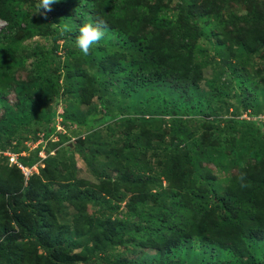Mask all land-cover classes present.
<instances>
[{
  "label": "trees",
  "instance_id": "1",
  "mask_svg": "<svg viewBox=\"0 0 264 264\" xmlns=\"http://www.w3.org/2000/svg\"><path fill=\"white\" fill-rule=\"evenodd\" d=\"M37 3L0 0V89L16 99L0 118V212L14 227L0 225V264H264V76L246 69L264 51V3L245 0L249 11L227 18L224 0H57L43 17L30 13ZM101 21L105 36L85 56L75 36ZM8 31L33 45H2ZM17 68L25 79L12 82ZM57 102L65 126L98 108L92 122L110 125L75 145L61 138L24 180L5 153L21 152L18 128L34 112L36 132L53 134ZM73 155L96 183L75 177ZM34 160L16 162L36 169ZM201 163L235 173L222 184ZM161 179L170 191L152 192ZM17 242L39 249L38 260L13 251Z\"/></svg>",
  "mask_w": 264,
  "mask_h": 264
},
{
  "label": "rangeland",
  "instance_id": "2",
  "mask_svg": "<svg viewBox=\"0 0 264 264\" xmlns=\"http://www.w3.org/2000/svg\"><path fill=\"white\" fill-rule=\"evenodd\" d=\"M35 1L37 0H29L30 4H33ZM225 1V9L222 12V15L224 17H230L231 15H236V16H240L243 15L244 13H246L247 11H249V9L246 6V4H244L243 2L245 0H224ZM253 2L254 5H256L257 7H259L262 3H264V0H249V3ZM23 9V8H22ZM36 10H31L30 9V13L33 14L35 13ZM47 14H49V12H47ZM41 17H43V15H41ZM233 24L232 26H228L225 28V30L227 31H232L234 28ZM240 26H243L242 24H240ZM4 27V23L0 22V30ZM8 37L3 40L2 45L5 44H12L14 45L17 49L21 46L23 48H29L33 45V42L28 41L26 39H23V34L21 31H15L13 33H11L10 31H8L7 33ZM31 60H28L27 62H25L24 67L27 68V66L29 67ZM52 66H56L55 64H51ZM210 67L208 65L204 66V68L202 69V75L200 80H198V82L196 83V87L199 90L205 91L207 86L205 84V82L208 80V78L211 75V70L209 69ZM247 71L250 73H260L262 76H264V51L260 53V55L258 57H256V61L255 62H251V66H249L248 68H246ZM92 73V72H91ZM25 75H26V70L17 68L15 69L13 72L10 73V79L12 80V82H18V81H23L25 79ZM1 87V86H0ZM0 92L3 93L4 95L0 96V118H2L5 114V108L8 107L11 110H15V104H16V99H15V95L13 92H11V88H3L0 89ZM194 98V97H193ZM193 98L191 100H193ZM51 101H53V98L51 99ZM126 101V100H125ZM97 100L93 99L91 100V102L89 104H93L96 103ZM124 102V101H123ZM125 103V102H124ZM49 103H47L45 105V109L47 108ZM88 105H80L77 108L79 109V111H81V113H85V111L88 109ZM111 107H113V104H110ZM109 108V111H111L113 113V115L118 114V117L122 116L121 113H117V111L114 108ZM62 107L63 105L60 102H57L54 106L55 109V113H61L62 112ZM102 109L98 108L95 112L86 115L84 114V118L83 120L85 121L84 125H66V126H61L58 124L57 125V129L55 134H52L50 136H48L47 138H43L42 137V132H36V130H38V124H39V119L37 116V113L34 112L31 115H29L28 117L30 118V122L26 125L21 126L20 128H18V130L20 131V141H19V148L21 151L19 154H14L13 156L17 159L18 157L20 158H24L27 160H31V159H35L34 160V164L33 165H37L36 169L32 167V171H35V173H38L39 169L43 166V158L40 157H45L47 155L52 156L55 151L57 149H59L62 145V143L60 142L61 138H65L68 139V144L69 145H75L77 144V142L79 140H81L83 138V136H85L87 134L88 131L91 130H99L100 133H103V127H105V125H110V123H99V124H94L92 121H96L98 119H100V117L102 116ZM180 116L182 117H186L187 115L184 114V110H181L178 113ZM228 114V112H227ZM169 116H172V114H168ZM176 115V114H175ZM185 115V116H184ZM217 117H220V115H218ZM112 127V126H110ZM109 128V127H108ZM202 134L203 135H207L208 137L212 136V132L210 129L207 130H202ZM8 143V139L5 140ZM42 147L43 149H40L38 147ZM14 147V142L9 143V149H13ZM8 151V150H7ZM9 155H11V152H6ZM74 157V162H75V167H76V173H75V177L77 178H83L85 180H88L91 183H96V178L91 175L88 172L87 169V165H86V161H84L82 159V155H73ZM8 163V162H7ZM98 167V163H95V167ZM201 167L203 168L204 173H209L214 175L218 181L222 182V184H224L226 181H223L225 178L229 177L230 174H234L235 173V169H231L229 171V173H225V172H221L220 170H218L217 168H214L211 164H207V163H201ZM111 177H115V173L110 174ZM160 186L157 184V182L152 183V192L154 191H160L161 193H167L170 191V188L168 187V181L166 180H159ZM125 201V200H124ZM148 205H150L149 202H147ZM123 205V204H121ZM94 208L87 206L86 207V212L89 214L91 212H93ZM0 225L1 228L3 229L2 233H11V231L14 230V227L11 226L10 221L8 220V216L6 215L5 211H1L0 212ZM9 221V225L7 224ZM29 248V243L27 242H17L16 245H14L12 247L13 251L14 249H18V251L22 252L23 256H29L32 257L34 259V261H37V257L41 254V252L39 251V249L35 248V249H28ZM27 249V250H26ZM25 251V252H24ZM18 252V253H19ZM28 252V254H27ZM28 256V257H29ZM226 259H229V256H221L220 260L221 261H225Z\"/></svg>",
  "mask_w": 264,
  "mask_h": 264
},
{
  "label": "clouds",
  "instance_id": "3",
  "mask_svg": "<svg viewBox=\"0 0 264 264\" xmlns=\"http://www.w3.org/2000/svg\"><path fill=\"white\" fill-rule=\"evenodd\" d=\"M56 2L57 0H38V3L36 4L35 13L45 15L47 12L51 11V5ZM51 26L54 28H59L61 36L65 35L66 33H70L72 31V29L69 28L67 24L65 25L54 24ZM104 28H105V25L103 24L102 21L95 25L91 22H87L79 28V32H78L79 34L75 36V46L80 50V52L83 55L85 56L89 55L90 50L92 49L93 45L97 44L99 41H101L104 38L105 36ZM61 114L62 112L56 114L55 132L53 134L56 133V130H59L57 129L58 124L61 126V128L62 126H65L61 123V117H60ZM263 115L264 114L259 115L257 119L261 121L260 117ZM239 118L245 119V120L249 119L246 112L241 113ZM5 154L8 157V163L11 165L15 164V166L19 169V171L23 175L24 180H27L28 177L32 174V172L36 171V170L32 171L31 170L32 168L24 169L21 165H19L16 162V158L13 156L14 154H11V155H9L8 153H5ZM241 179H243V177Z\"/></svg>",
  "mask_w": 264,
  "mask_h": 264
},
{
  "label": "built area",
  "instance_id": "4",
  "mask_svg": "<svg viewBox=\"0 0 264 264\" xmlns=\"http://www.w3.org/2000/svg\"><path fill=\"white\" fill-rule=\"evenodd\" d=\"M260 120L261 121H264V115L260 117Z\"/></svg>",
  "mask_w": 264,
  "mask_h": 264
}]
</instances>
